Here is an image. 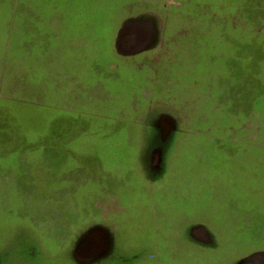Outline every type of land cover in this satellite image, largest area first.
Wrapping results in <instances>:
<instances>
[{"label": "rangeland", "instance_id": "374dc122", "mask_svg": "<svg viewBox=\"0 0 264 264\" xmlns=\"http://www.w3.org/2000/svg\"><path fill=\"white\" fill-rule=\"evenodd\" d=\"M142 7L154 9L153 4ZM189 27L180 18L174 43L165 42L156 59L153 54L138 58L151 64L136 71L143 80L139 86L143 95L137 90L130 94L127 86L86 81L83 72L52 69L56 56L50 57L48 69L42 57L43 61L27 66L20 61L19 71H0V101L11 115H17L19 133H29L32 139L28 162L33 168L26 175L47 177L51 150L61 148L60 132L65 131L64 138L70 141L74 127L83 160L90 163L100 158L101 165L104 155L111 159L104 174L91 170L69 183L61 191L65 200H35L36 205H45L37 226L7 221L12 216L22 219V213L16 215L10 209L8 195L28 192L16 189L22 185L13 182L0 184L2 264H73L70 248L79 233L72 224L78 219L83 220L81 224L103 222L112 228L123 257V262L113 264H231L253 252H264V115H257L247 130H239L245 123L242 115H232L231 107L219 114L220 108L197 98L203 83L209 86L212 79L218 81L217 75L228 64L247 57L233 54L240 41L234 46V40L219 39L216 29L210 31L213 38L205 48L210 53L204 54L203 43L187 39ZM194 48L203 54H196ZM121 75L132 81L137 77L127 71ZM158 114H168L165 122L180 132L164 144L161 172L150 180L138 161V135L153 127ZM219 122L235 130L219 134ZM106 140L113 146L107 148ZM155 144H159L158 136L150 139L149 145ZM43 148L50 155L44 156ZM64 209L80 214L66 217L75 222L69 223L72 227L65 239L66 218L60 213ZM82 212L88 214L81 216ZM194 224L207 226L220 248L207 250L191 244L186 230Z\"/></svg>", "mask_w": 264, "mask_h": 264}, {"label": "crops", "instance_id": "0c3cea01", "mask_svg": "<svg viewBox=\"0 0 264 264\" xmlns=\"http://www.w3.org/2000/svg\"><path fill=\"white\" fill-rule=\"evenodd\" d=\"M144 3L153 4L154 9L143 8ZM180 18L189 23V29L192 28L187 39L199 42L200 46L203 43L201 47L204 54L210 53L205 48L208 40L213 38L212 30L218 31L219 39L234 40V46L240 41L233 54L246 56L247 59L228 64L229 68L217 75L218 81L212 79L209 86L203 83L202 89L197 90V98H202L203 103L207 101L209 106L212 104L214 108H220L219 114L223 108L231 107L232 115H242L245 123L239 130L251 127L257 115H264V0H0V71H19L20 61L27 62V66L43 59L48 61L47 64L43 61L48 69L50 57L56 56L57 63L52 64V69L83 72L86 81H102L108 87L118 85L124 89L127 86L130 94L131 90H137V94L143 95L139 88L143 80L136 71L151 64L148 60L138 61V58L153 54L156 59L165 42L174 43L177 39L175 26ZM44 26L45 31L42 29ZM243 33L246 35L242 36ZM243 37L247 40L243 41ZM194 51L196 54L202 53L197 48ZM132 64L137 69H133ZM122 71L132 72L137 77L133 81L125 80ZM214 89L217 91L216 96L212 94ZM120 93H125V90L114 94ZM4 106L0 101V184L13 182L22 185L16 189L28 192L8 195L10 209L16 215L22 213L20 216L24 219L12 216L7 221L14 223L20 220L25 225L35 226L36 223L37 226L45 205H36L39 202L35 200H65L67 196L61 191L69 183L76 182L82 173L87 175L91 170L93 173L102 170L104 174L105 164L108 165L111 159L104 155V164L101 165L100 158L90 163L83 160L79 154V143L74 138L77 136L74 127L71 133L74 136H70V141L64 138L65 131L60 132L61 148L58 152L51 150L53 160L49 159V175L42 179L26 175L33 168L28 162L33 154L32 139L29 133H19L15 124L17 115H11ZM164 115L168 114L156 115L153 127L140 130L142 134L138 135L141 136L138 161L150 180L161 172L164 144L180 132V128L165 122ZM207 120L210 122V119ZM218 124L221 127L217 131L219 134L222 130H235L229 129L227 122ZM152 136H158L159 144L149 145ZM106 143L103 146H113L109 140ZM46 152L47 148H43L41 153L47 156ZM61 160L64 161L60 163ZM60 213L65 218L80 216L66 209ZM87 214L84 212L81 216ZM27 219L28 222L32 221L28 223ZM82 221L66 218L63 223L67 227L64 239L72 225L79 233L76 241L72 239L71 262H123L112 228L103 222L81 224ZM186 231L191 244L207 250L220 248L218 240L207 226L194 224ZM249 255L231 264H237ZM2 262L0 258V264Z\"/></svg>", "mask_w": 264, "mask_h": 264}, {"label": "water", "instance_id": "95a60500", "mask_svg": "<svg viewBox=\"0 0 264 264\" xmlns=\"http://www.w3.org/2000/svg\"><path fill=\"white\" fill-rule=\"evenodd\" d=\"M237 264H264V252H255L241 259Z\"/></svg>", "mask_w": 264, "mask_h": 264}]
</instances>
